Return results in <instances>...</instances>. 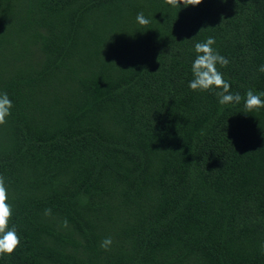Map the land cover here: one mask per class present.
Instances as JSON below:
<instances>
[{"label":"trees","instance_id":"obj_1","mask_svg":"<svg viewBox=\"0 0 264 264\" xmlns=\"http://www.w3.org/2000/svg\"><path fill=\"white\" fill-rule=\"evenodd\" d=\"M209 37L264 93V0H0V264H264V108L189 88Z\"/></svg>","mask_w":264,"mask_h":264},{"label":"clouds","instance_id":"obj_2","mask_svg":"<svg viewBox=\"0 0 264 264\" xmlns=\"http://www.w3.org/2000/svg\"><path fill=\"white\" fill-rule=\"evenodd\" d=\"M165 2L174 7L198 6L202 0H165ZM140 25H148L150 20L146 18L143 12L136 16ZM216 41L214 37L207 38L204 42H196L194 49L196 57L192 63L191 71L193 79L189 81V88L193 91H210L212 89H221L217 93L221 105L239 104L244 99L245 109L249 112L264 108V93H254L252 89L247 90L245 97H241L239 92L231 91V84L224 79L223 73L217 68L227 67L230 61L221 55L213 46ZM259 71L264 73V65L259 67ZM13 107L12 101L6 92L0 93V125L6 124V118L11 115ZM8 189L5 183V177L0 175V257L13 254L21 244L20 235L15 226L9 227L13 215L12 205L8 202ZM45 216H51L50 208L44 210ZM65 228L68 227V221L63 222ZM113 240L111 237L104 238L100 247L105 251L109 250Z\"/></svg>","mask_w":264,"mask_h":264}]
</instances>
